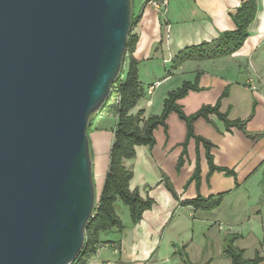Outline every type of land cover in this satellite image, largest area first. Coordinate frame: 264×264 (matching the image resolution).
Returning <instances> with one entry per match:
<instances>
[{
	"label": "water",
	"instance_id": "water-1",
	"mask_svg": "<svg viewBox=\"0 0 264 264\" xmlns=\"http://www.w3.org/2000/svg\"><path fill=\"white\" fill-rule=\"evenodd\" d=\"M131 0H0V264H72L96 204L88 123Z\"/></svg>",
	"mask_w": 264,
	"mask_h": 264
},
{
	"label": "crops",
	"instance_id": "crops-1",
	"mask_svg": "<svg viewBox=\"0 0 264 264\" xmlns=\"http://www.w3.org/2000/svg\"><path fill=\"white\" fill-rule=\"evenodd\" d=\"M136 1L140 9L137 16L132 10V32L137 37L133 57L138 62V79L144 96L131 110V115L138 112H142L144 118L158 115L167 94L185 82L193 83L199 74L201 90L190 92L179 101L186 114H192L205 105H214L227 90V97L221 100L220 112L227 113L230 120H239L249 115L243 111L244 115L240 116L241 108L250 105L255 115L249 124L253 130L264 128V0H256L257 11L248 28L249 36L237 52L214 60L181 64H175L174 60L183 49L215 41L219 34L235 30L231 14L242 0H153L165 3L160 12L147 5L149 0ZM168 65L173 68L170 70ZM169 117L166 131L162 127L154 131L155 145L151 149L135 148V157L125 162V167L133 173L130 191H137L142 199L152 200V208L133 225L128 209L117 201L115 213L123 229L100 234L99 246L86 264H185V261L188 264H206L212 261L205 247L199 249L195 258L193 238L187 243L185 233L190 231L188 236L194 237L193 225L198 220L197 216L210 219L214 218V212L194 211L181 203L197 195L208 198L232 192L234 180L221 173H213L207 179L205 152L201 146H196L193 139L187 142L184 163L177 170L186 127L178 118ZM90 123L89 148L98 196L108 168L116 117L101 111ZM233 131L230 135L225 132L223 123L215 116H211L209 122L198 119L194 123L195 135L214 146L211 154L217 167L223 166L224 153L233 155L234 148H225L229 138H237ZM197 157L200 166L198 188L195 182L189 183ZM235 158L229 166L235 164ZM259 159H264V150Z\"/></svg>",
	"mask_w": 264,
	"mask_h": 264
},
{
	"label": "trees",
	"instance_id": "trees-1",
	"mask_svg": "<svg viewBox=\"0 0 264 264\" xmlns=\"http://www.w3.org/2000/svg\"><path fill=\"white\" fill-rule=\"evenodd\" d=\"M256 11V0H242L237 10L231 14L235 25L234 31L219 34L215 41L183 49L175 57L174 63L181 64L186 61L214 60L234 54L243 46L248 38V28L255 19ZM133 25L134 19L132 14V27ZM132 27L127 37L120 73L111 85L110 95L99 111V113L105 111L108 114H113L116 117V126L113 133V142L109 150L108 168L104 183L96 199L95 209L84 231V246L72 264L87 263V260L95 254L99 246L98 238L100 234L113 229H123L121 221L115 213V203L117 201L128 209L133 225L137 224L142 219L143 214L152 208V200L148 198L142 199L137 191H130L129 182L133 177V173L125 167V162L135 157V148L147 147L151 149L155 145L153 133L158 127H162L166 131V121L170 114L175 113L178 115L186 127V139L182 144V152L176 169L179 170L182 167L187 142L193 139L196 146H201L205 152V159L208 165L207 179L213 173H221L226 177L233 178L235 182L233 171H228L214 165L211 154L214 146L194 133V123L198 119L209 122V118H207L209 115H214L223 123L225 132H230L233 128L242 129L245 125L244 121L230 120L227 113L220 112L221 100L227 97V90L223 92L214 105L202 106L194 114L186 116L178 102L190 92H199L201 90L198 86L199 74H197L193 83L185 82L178 89L167 94L159 115L144 118L142 112H138L136 115L130 114L137 102L144 96V91L138 79V62L133 57L137 37L133 34ZM115 98H118V102L115 105H111V101ZM253 112L254 108L252 109V115ZM252 115L249 118H252ZM93 117L89 120L87 134L90 130V122ZM199 181L200 166L197 157L195 169L189 179V183L195 182L198 188ZM167 189L174 195L169 185H167ZM225 195L220 194L208 198L197 195L190 201L182 202L181 205L190 206L194 211L208 213L220 206ZM223 254L231 264H258L261 261L257 259L253 263L246 262L242 257V251L234 248L232 243L228 241L224 245ZM185 264L188 263L185 261Z\"/></svg>",
	"mask_w": 264,
	"mask_h": 264
},
{
	"label": "rangeland",
	"instance_id": "rangeland-1",
	"mask_svg": "<svg viewBox=\"0 0 264 264\" xmlns=\"http://www.w3.org/2000/svg\"><path fill=\"white\" fill-rule=\"evenodd\" d=\"M139 9L140 5L133 0L132 10L135 16L138 15ZM168 67L170 70L173 68L171 65ZM241 109L240 116H243L246 111L249 115L246 118H238L245 123L242 129L233 128L227 132L230 135L234 130L237 138L227 140L225 148H234L233 155L227 156L224 153L222 156L224 164L220 167L233 171L235 174L234 188L232 192H228L223 197L217 209L208 212H214V218L206 219L207 217L198 218L197 216L198 220L193 225L194 237L188 236L190 231L185 233L187 243L193 238L192 251L195 258L199 249L205 247L209 252L212 261L206 264H231L223 254L220 255L227 241L231 242L234 248L242 251V257L246 262L253 263L260 259L258 264H264V159H259L264 150V128L253 130L249 124L253 119L249 118L252 115L250 105ZM161 111L162 108L159 114ZM183 113L190 116L195 112L186 114L183 111ZM254 115L255 111L252 117ZM211 116L214 115H209L207 118ZM172 117L179 119L175 113L170 114L169 118ZM235 156V164L229 166L228 164L232 163ZM189 222L191 224L190 219ZM190 224L186 226L191 229Z\"/></svg>",
	"mask_w": 264,
	"mask_h": 264
},
{
	"label": "built area",
	"instance_id": "built-area-1",
	"mask_svg": "<svg viewBox=\"0 0 264 264\" xmlns=\"http://www.w3.org/2000/svg\"><path fill=\"white\" fill-rule=\"evenodd\" d=\"M164 4L165 3L163 2H158V1H153V0H149L147 2V5L151 7L152 9L156 10L157 12H160V7ZM117 102H118V98L117 99L115 98L113 101H111V105H115Z\"/></svg>",
	"mask_w": 264,
	"mask_h": 264
}]
</instances>
